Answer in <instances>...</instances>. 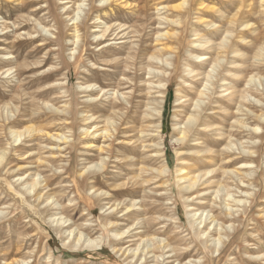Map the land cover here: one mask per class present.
<instances>
[{
	"label": "rangeland",
	"instance_id": "rangeland-1",
	"mask_svg": "<svg viewBox=\"0 0 264 264\" xmlns=\"http://www.w3.org/2000/svg\"><path fill=\"white\" fill-rule=\"evenodd\" d=\"M81 2L0 0V58L11 59L0 67L2 71L15 67L0 76V150L7 152L0 166V264H193L196 260L197 264H264V0ZM77 24L79 43H75ZM105 24L113 26L107 31L111 33L107 42L95 38ZM36 48L37 53L30 56ZM195 55L207 57L204 66ZM40 63L43 67L28 70L27 65ZM52 67H58L55 81L51 80L57 84L43 95L48 81L29 82ZM21 68L19 75L16 69ZM150 81L170 85L168 90L161 89L163 98L155 97L162 94L159 88L150 91ZM89 85L94 89H85ZM202 90L213 95L212 105L208 103L195 124L203 122L197 128L205 130L209 123L210 130L178 141V127L195 112ZM234 90L237 94L231 102L225 94ZM244 91L248 101L241 111L238 94ZM155 99L162 102L155 108L161 114L146 118L148 105ZM92 114L93 119H87ZM28 125L36 129L34 136L26 134L15 141L11 131ZM96 125L110 129L117 125V130L104 138L100 132L91 133ZM87 128L91 134L85 133ZM61 134L68 137L67 142L57 137ZM229 134L236 144L226 152ZM222 136L219 144L206 143ZM129 139L144 140L147 146L140 144L139 153L127 152ZM99 146H110L112 154L100 152ZM207 148L212 152L202 158ZM156 152L161 154L154 156ZM103 157L108 164L99 169L96 165ZM246 161L251 165L241 167ZM156 167L169 171L154 177L157 172L150 169ZM198 169L200 173L216 170L212 184L183 191L180 187L186 180L178 183L180 174L192 175ZM231 170L240 172L236 175ZM34 178L42 185L25 192V185ZM143 179H149V185L133 195L115 194L121 183L133 188ZM245 190L251 194L242 193ZM228 193L233 195L228 202L234 204V216L225 213ZM234 199H243L246 205H237ZM133 201L134 212L127 213L125 206ZM114 203H120L118 208L110 207ZM198 209L196 217H191ZM205 209L224 228L213 229L215 222L208 229L214 233L199 237V229L206 227L199 224L202 217L195 219ZM63 218L67 226L60 231L57 223ZM237 229L240 238L228 255L219 258ZM123 231L118 239L113 236ZM217 232L228 243L214 242ZM80 235L81 243L73 245L77 243L74 236ZM96 238L100 245L87 244ZM205 239L214 244L203 245ZM165 243L170 244L167 249L161 247ZM138 247L134 256L133 249ZM126 249L131 250L123 254ZM143 249L151 251L146 262L138 259ZM161 251L165 253L157 261Z\"/></svg>",
	"mask_w": 264,
	"mask_h": 264
},
{
	"label": "bare ground",
	"instance_id": "bare-ground-1",
	"mask_svg": "<svg viewBox=\"0 0 264 264\" xmlns=\"http://www.w3.org/2000/svg\"><path fill=\"white\" fill-rule=\"evenodd\" d=\"M82 0H80V2H81ZM108 1H113V0H108ZM27 2V1H26ZM82 3L83 2H81V4L79 5L80 7H81V5H82ZM108 3H110V2H108ZM122 3V2H121ZM27 5V4H26ZM24 6V7H27V6ZM21 8H23L22 6H21ZM79 12V11H78ZM74 19V18H73ZM212 22V21H211ZM248 26V25H247ZM79 25L77 24V25H75V33H76V35H75V37L77 38V40L75 41V43H79L80 41V35H79ZM113 26H110V25H108V24H105V30H103L102 31V33H99L98 35H96L95 36V38H99L98 36H100L101 38H103L104 39V42L106 41L107 42V37L111 34H107V31L108 30H110L111 28H112ZM5 28H8L7 26L5 27ZM213 28V27H212ZM117 30V29H116ZM112 31H113V29H112ZM111 32V31H110ZM119 32V31H118ZM62 33H60V35H61ZM126 34V33H125ZM167 34H169L168 33V31L167 32H165V33H163V34H161V36H166ZM28 35H30V33H28ZM22 37V36H21ZM32 37V36H31ZM123 37V36H122ZM57 38V37H56ZM119 38V37H118ZM22 39V38H21ZM206 42V41H205ZM28 43H30V42H28ZM105 44V43H104ZM43 45H46V44H43V43H39L38 44V46H43ZM108 46V44L107 45H105V46H103V47H107ZM78 47H79V45H78ZM201 47V46H200ZM36 51H38V48H36L33 52H31L30 53V56L31 55H33V54H35V53H37ZM118 53V52H117ZM260 54V53H259ZM28 57H29V54L27 55ZM195 57H197V60H198V62H201L200 64H201V66H204V64H205V60L207 59V57H205V56H202V55H195ZM1 59V58H0ZM161 59V58H160ZM1 60H4V61H0V66H1V64H7V63H9V62H11V61H9V60H11L9 57H5V58H2ZM45 61H46V63L49 61V57L47 58V59H45ZM44 61V62H45ZM119 61V60H118ZM159 62V61H158ZM221 62V61H220ZM45 63V64H46ZM116 63V62H115ZM106 64V63H105ZM66 65H69V64H66ZM113 66V65H112ZM21 67V66H20ZM24 67V66H23ZM27 67L29 68H25L26 70L28 69V70H32V69H34V68H39V67H43V64L42 63H40V64H36L35 66H28L27 65ZM13 68H15V67H10L9 69H6L5 71H2L3 70V67L1 68L0 67V76H2L3 74H5V73H9ZM58 68V67H57ZM57 68H54V67H52V68H49V70L51 69L52 71L51 72H48V73H46V74H44L43 76H41V74L39 75V76H36L34 79H32L29 83L30 84H33V85H35V84H40V83H42V82H46V81H48V83H49V85L48 86H46V90H44V92H43V95L44 94H49V92L51 91V89H53L55 86L54 85H56L57 83H55V84H53L54 82H52L51 80H54V77H55V75H56V72L58 71V69ZM165 69H167V68H165ZM213 69H214V67H213ZM103 70V69H102ZM192 70V69H191ZM16 71H18V74L19 75H21V74H23L22 72H23V70H22V68L21 69H16ZM15 72V71H14ZM153 72V71H152ZM192 72H194L195 73V75H201V73L199 74V73H197V70H195V69H193L192 70ZM192 72H190V73H192ZM157 74V73H156ZM159 74V73H158ZM206 75V74H205ZM214 75V74H213ZM207 76H210V73H207ZM212 78V77H211ZM210 78V79H211ZM127 79V78H126ZM210 79H207V81L209 80L210 81ZM128 80V79H127ZM55 81V80H54ZM264 81V80H263ZM239 83H241V81H238ZM206 84V87L208 86V84L207 83H205ZM213 84V83H212ZM148 86H149V89H150V91L152 90V88H159L160 90L158 91V93L160 92V93H162L161 95H158V96H155L156 98L157 97H161V98H163V95H164V92H163V90H168L169 89V87H170V85H165V84H161V83H159V84H155V83H153L152 81H150L149 82V84H148ZM259 86V85H258ZM57 87V86H56ZM92 87V88H91ZM94 86H91V85H89V86H87V87H85V89H88V88H91V89H94L93 88ZM231 88V87H230ZM161 89H163V90H161ZM204 89V88H203ZM102 90V89H101ZM208 90H209V88H208ZM228 90V89H227ZM88 91H89V89H88ZM116 91V90H115ZM235 91V90H234ZM199 92V95L201 96L200 98H198L197 99V101H196V104H195V112H193V113H191L189 116H188V120H187V122H184V126L183 127H178V128H180V133H181V135L177 138V140L178 141H184V140H189V138L190 137H192L193 135H205V133H204V131L206 130H208L210 127H211V124H209V123H206L205 124V130L203 129V130H200V129H198L197 127L200 125V124H202L203 122H201L198 126H196V124H195V122H199V117L201 116V115H203V113H204V111H205V109H206V107L208 106V103H210V100H211V98H212V96L213 95H211V94H208V91L207 92H204L203 90L202 91H198ZM122 95H125L124 93H121ZM236 94H237V92L235 91L234 93L233 92H230V93H228V94H225V95H227V96H229V97H231L230 98V100H231V102H235V97H236ZM114 95H115V93H114ZM198 95V96H199ZM239 96V98H240V103H239V108H238V110H241V111H243L244 109H243V106L245 105V103H246V101H248V94H247V92L246 91H244V92H240V94H238ZM92 96V95H91ZM117 96V99H120V96L119 95H116ZM207 96V97H206ZM98 97V96H97ZM208 98V100L209 101H207L206 102V99ZM218 98V97H217ZM220 98V97H219ZM228 98V97H227ZM223 99V98H222ZM157 99H155L154 101H152V102H150L149 103V105L148 106H150L149 108L150 109H152V110H148V112L149 113H146V118H150V117H152V116H160V114H161V112L160 111H158L157 109H155L156 108V106H158V104L159 103H162V102H159V101H156ZM224 100V99H223ZM192 101H193V99H192ZM214 102V101H213ZM254 102V101H253ZM194 103V102H193ZM259 103V102H258ZM151 104V105H150ZM211 104V103H210ZM257 104V103H256ZM49 105V104H48ZM212 105V104H211ZM151 106H155V107H151ZM210 106V105H209ZM51 107V106H50ZM61 108H56V110L57 111H59ZM68 109V108H67ZM26 110V109H25ZM24 111V110H23ZM60 111H64V109H61ZM59 111V112H60ZM24 112H26V111H24ZM21 113V112H20ZM90 117H87V119H93V117H94V115L92 114V115H89ZM209 117V116H208ZM29 118V117H28ZM27 118V119H28ZM42 118V117H41ZM204 118V117H203ZM203 118H202V120H203ZM96 119V118H95ZM94 119V120H95ZM90 120V121H91ZM7 121V120H6ZM234 122V121H233ZM261 122V121H260ZM18 123V122H17ZM236 124H238V126H240V127H244V124L243 123H241L240 121H238V120H236V122H235ZM245 123V122H244ZM115 125V124H114ZM180 125V124H179ZM24 126V125H23ZM98 125H96L95 126V130L94 131H92L91 133L92 134H96V133H99V135H102L104 138H111L112 136H113V133H112V131L115 129V131L117 130V128H116V126L114 127H112L111 129L110 128H108V127H101V128H98L97 127ZM203 126H204V124H203ZM158 127V126H157ZM258 129H259V127L257 126V127H255L254 128V130H257L258 131ZM40 130H42V129H40ZM86 130V129H85ZM210 130V129H209ZM209 130H208V132H209ZM215 130V129H214ZM214 130H212V131H214ZM219 131H220V129H218ZM222 130V129H221ZM254 130H253V132H254ZM156 131H158V130H156ZM34 132H36V129L33 127V126H26V127H24V128H22L21 130H13V131H11V134L12 135H14V140L16 141V140H18V139H20L22 136H26V134L28 135V136H34ZM215 132V131H214ZM256 132V131H255ZM85 133L88 135L89 133H90V128H87V130L85 131ZM90 133V134H91ZM116 134V133H115ZM209 134V133H208ZM225 133H222V135H224ZM196 135V136H197ZM218 135H219V133H218ZM225 136H227V135H225ZM224 136V137H225ZM232 136H233V134H229L228 135V137L230 138V140L228 141V143H227V145H226V148H224V149H226L227 151L226 152H229V151H232L234 148V145L236 144V142L235 143H233V140L231 139L232 138ZM59 139H62V140H64L65 142H67L66 140H67V136H65V135H63V134H61V135H58L57 136ZM209 137V136H208ZM220 137V136H219ZM197 138V137H196ZM213 138V137H212ZM209 139L208 141H206V143L207 144H219L220 142H221V139H224L223 138V136L221 137V138H215V139ZM27 139V138H26ZM197 140V139H196ZM146 141V140H145ZM145 142H144V140H141V142L139 143V140H135V141H133L132 139H129V143H128V145L125 147V150L127 151V152H131V153H133L134 152V154L135 153H139V147H140V144H141V146H143V148H144V146H147L146 144H144ZM203 143V142H202ZM241 144H242V142H240ZM212 144V145H213ZM125 146V145H124ZM153 146V145H152ZM155 146V145H154ZM207 146V145H206ZM158 148V147H157ZM211 149V148H210ZM208 150V148H207V150H208V152H205L206 154H204V155H202L201 157L203 158V157H207L208 158V156L207 155H209L208 153H211L212 152V150ZM242 149H245L244 148V146H243V148ZM98 150L100 151V152H104V151H106V152H108V153H111L112 151H111V148H110V146H107V147H104V146H99L98 147ZM245 151V150H244ZM218 152V151H217ZM159 152H156L155 154H154V156L155 155H160V154H158ZM198 153H200V151L198 152ZM242 153V152H241ZM6 154H7V152H6V150H0V166L3 164V162H4V160H5V157H6ZM112 154V153H111ZM196 154V153H195ZM252 154V153H251ZM192 155V154H191ZM194 156V155H193ZM198 156V155H197ZM160 158V157H159ZM197 158V157H196ZM210 158V157H209ZM157 159V158H156ZM121 160V159H120ZM199 161H200V159H199ZM202 161V160H201ZM119 162V161H118ZM132 162V161H131ZM136 163H137V161H136ZM201 163H203V162H201ZM251 163L252 162H250V161H246V162H244V163H242L241 164V167H245L246 168V165H248L247 166V168L249 167V164L251 165ZM107 162H106V157L104 158H102V160H101V162L99 163V164H97L96 166H98L97 168H99V169H105L106 167H107ZM134 164H135V162H134ZM200 164V163H199ZM204 165H207V163H204ZM92 166V165H91ZM91 166H89V167H91ZM95 166V165H94ZM201 166V165H200ZM253 166V165H252ZM251 166V167H252ZM93 167V166H92ZM185 168V167H184ZM87 169V168H86ZM85 169V170H86ZM96 169V168H95ZM146 169V171H149V168H145ZM98 170V169H97ZM151 170V172H157V174L156 175H154V177H158V176H162V177H164V175L169 171L168 169H167V167H162V168H151L150 169ZM185 169H181V170H179L180 172H183ZM178 171V172H179ZM202 171V170H201ZM216 170H214V169H206V170H204V172L203 173H200V171H199V169L197 170V172H195L194 171V173L192 174V175H190L189 173H187V174H184V173H182V174H184V175H182L181 176V174H180V177H178V183L181 181V180H183L184 179V183H186L185 185H182L181 183V189L183 190V191H188V190H194L195 189V187H197V188H199V187H201V186H203V187H206V186H209L210 184H212V182L214 181V180H212L213 179V177L215 176L214 175V172H215ZM226 172H228V171H226ZM240 171L239 170H231L230 171V173H235L236 175H237V173H239ZM250 172V171H249ZM247 173V175L248 174H250V173ZM39 173H37V175H38ZM211 174V175H210ZM150 175H152V174H150ZM167 175V174H166ZM208 175H210V177H208L207 179H205V177L206 176H208ZM214 175V176H213ZM39 176V175H38ZM179 176V175H178ZM37 177V176H36ZM154 177H152V179L154 178ZM243 177V176H242ZM241 178V177H240ZM205 179V180H204ZM244 177L243 178H241V180H240V182H242V183H244ZM239 180V179H238ZM149 179L148 180H146V179H143V180H138L135 184H134V186H133V188H129L128 186L126 187V183H121L120 185H119V187L117 188L116 187V189H115V194L116 195H133L134 193H136V192H138L139 190H140V188L141 187H144L145 185H149ZM218 182V181H217ZM82 184V183H81ZM165 184V183H164ZM219 184H221V182L219 183ZM38 185H42L41 184V180L39 179H37V178H34L33 179V181L31 182V183H27L26 185H25V192H31L32 190L33 191H35L36 190V187L38 186ZM144 185V186H143ZM45 186L46 187H48L49 186V182H46V184H45ZM245 186V185H244ZM16 188V187H15ZM252 189V188H251ZM189 192V191H188ZM215 192V191H214ZM217 192V191H216ZM103 193V192H102ZM242 193H245V194H251L250 192H249V190H245V191H242ZM15 194V193H14ZM97 194H99V193H96V195ZM106 195H107V193H106ZM162 195V194H161ZM217 195V194H216ZM228 196V197H227ZM227 198L226 199H224V202H226L225 203V213H226V215L227 216H234L235 215V213H236V210H234L232 207H233V205H231V203L230 202H228V200L230 199V198H232L233 197V195L231 194V193H228L227 194ZM247 196V195H246ZM36 197V196H35ZM217 197H218V195H217ZM248 197V196H247ZM38 198H40V196H38ZM48 198H52V196L51 195H48ZM215 199H217V198H215ZM53 200V199H52ZM188 200V199H187ZM236 202H237V205H239V204H241V203H243V204H241V205H246V202H245V200H243V199H234ZM245 203V204H244ZM120 203H114L113 205H111L110 207L112 208H115L116 206H117V208H118V205H119ZM130 204V203H129ZM126 205L125 206V208L127 209V213H129V211L131 212H134L133 211V207H135V205H137L136 204V202L135 201H133L130 205ZM169 204V203H168ZM173 204V203H172ZM223 204V203H222ZM215 206V205H214ZM244 208V207H243ZM223 209H224V206H223ZM222 209V210H223ZM236 209V208H235ZM239 209V208H238ZM152 210V209H151ZM136 211V210H135ZM198 211H199V209L191 216V217H196V215H197V213H198ZM126 213V212H125ZM124 213V215H126ZM203 213H206V215L204 216L203 215ZM237 215V214H236ZM200 217H202L203 219H200L201 221H200V223L199 224H203L204 223V227H206V228H204V229H199V231H198V233H199V237H204V235H205V233L206 232H210V231H208V229L210 230V227L212 226V224L213 223H215L216 221H218V218L217 217H215L214 215H211L210 216V211H208V213H207V211H206V209L202 212V214L199 216V217H197L196 219H195V221H197ZM61 218V217H60ZM170 218H172V217H170ZM230 218V217H229ZM175 219V218H174ZM178 219V218H177ZM209 219H211L209 222H208V220ZM233 219H235V218H233ZM238 219H240V218H238ZM159 220H160V218H159ZM192 220V219H191ZM228 220V219H227ZM55 221V220H54ZM59 221V220H58ZM171 221V220H170ZM172 221H174V220H172ZM199 221V220H198ZM236 221V220H235ZM177 222V221H176ZM225 222V221H224ZM67 219L65 220V218H63L60 222H58L57 223V225L59 226L58 228H59V230L61 231V229L62 228H64V227H66L67 226ZM159 223V222H158ZM193 223V222H192ZM194 223H196V222H194ZM217 223V222H216ZM215 223V224H216ZM109 225H114V223L113 222H109L108 223ZM160 224V223H159ZM210 226V227H209ZM217 227H220V229L221 230H223V228H224V223H217L215 226H214V228L213 229H216L217 230ZM227 227H230V226H227ZM61 228V229H60ZM226 228V227H225ZM74 229V228H73ZM198 229V228H197ZM227 229V228H226ZM229 229V228H228ZM227 229V230H228ZM240 230V229H239ZM238 229L237 230H235V232H234V235H233V237H232V239H231V241L229 242V244H226V243H228V242H224L222 239H223V237L221 236V233H219V232H217V233H219V234H217V236L219 237H217V239H215L214 240V242H216L217 241V243H221L222 241L226 244V247L225 248H223V250L222 251H220V254H219V258H222V257H224V255H228V252L230 251V249L232 248V245H233V243H234V241L237 239V237L238 238H240L239 237V234H240V231H239ZM72 231L73 230H70V232H69V234L68 235H70L71 233H72ZM214 231V230H213ZM212 231V232H213ZM220 231V230H219ZM229 231V230H228ZM125 232L126 231H123V232H117V233H114L113 234V236L116 238V239H118V236H122V235H124L125 234ZM128 232V231H127ZM212 232H210V235L212 234ZM66 233V232H65ZM197 233V232H196ZM214 233V232H213ZM223 233H225V234H227V231L225 230V232H223ZM63 234V233H62ZM83 234V233H82ZM128 235V234H127ZM201 235V236H200ZM209 235V236H210ZM230 235V234H229ZM131 236V235H130ZM129 236V237H130ZM198 236V235H197ZM231 236V235H230ZM229 236V237H230ZM212 237V236H211ZM120 238H122V237H120ZM231 238V237H230ZM131 239V238H130ZM138 239V238H137ZM201 239V238H200ZM76 240H77V243H74L73 245H75V246H77L78 245V243H81L80 241H81V235H80V237L79 238H76L75 239V236H74V238H73V241L74 242H76ZM85 240V239H84ZM203 240V239H202ZM165 241V240H164ZM212 241V240H211ZM88 243V245H94V247L95 246H98V245H100V243H101V241H99L97 238L96 239H88V241H87ZM116 242V241H115ZM214 242H212L213 244H214ZM236 242H238V241H236ZM71 243V242H70ZM84 243V242H83ZM203 245H207L208 247H211V245H212V243L211 244H208L209 243V239H205V241H203ZM67 246V245H66ZM69 247L71 246V244L70 245H68ZM67 246V247H68ZM130 246V245H129ZM170 246V244L168 243H165V244H163V246H161L163 249H167V247H169ZM72 248H73V246H71ZM93 247V246H92ZM152 247V246H151ZM160 247V248H161ZM198 247V246H197ZM215 246L213 245V248H214ZM76 248V247H75ZM210 249V248H209ZM123 249L121 248V249H119L118 250V252H120V251H122ZM130 250L131 249H126L124 252H122L123 254L127 251H129L130 252ZM139 250V247L137 248V249H133V252H134V256L137 254V251ZM147 250V249H146ZM171 250H174V249H171ZM185 250H187V249H185ZM190 250H192L191 248H190ZM214 250V249H213ZM215 250H219V248H215ZM142 252H140V255H139V257H138V259L139 258H141V259H145V262L147 261V254L148 253H150L151 251H149V249H148V251H147V253H145V250L143 249V250H141ZM188 251V250H187ZM154 252V251H153ZM162 253L157 257V261L159 260V258H160V256H163V254L165 253V252H163V251H161ZM169 253H170V251H168ZM173 252V251H172ZM219 252V251H218ZM138 253H139V251H138ZM128 254V253H127ZM126 254V255H127ZM155 254V253H154ZM175 254V253H174ZM50 255H52V254H50ZM129 255V254H128ZM128 255H127V258H128ZM141 255H142V257H141ZM158 255V254H157ZM174 256V255H173ZM231 256V255H230ZM263 257H264V255H262ZM149 257V256H148ZM154 257H155V255H154ZM171 256H169L168 258H170ZM257 257H260V255L259 256H257ZM166 258V257H165ZM211 258V257H210ZM209 258V259H210ZM216 259V258H215ZM164 260V259H163ZM166 260V259H165ZM191 260V259H190ZM205 260V259H204ZM217 260H219V259H217ZM216 260V261H217ZM221 260V259H220ZM154 261V260H153ZM193 261V260H192ZM208 261V260H207ZM209 261H211V262H214L215 260L214 259H212V260H209ZM198 262H200V261H198ZM204 263L206 262V261H203ZM222 262V261H221ZM216 263H218V262H216ZM252 263V262H251ZM11 264V263H10ZM156 264V263H155ZM193 264H197V260L196 261H194L193 262Z\"/></svg>",
	"mask_w": 264,
	"mask_h": 264
}]
</instances>
